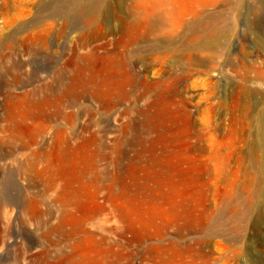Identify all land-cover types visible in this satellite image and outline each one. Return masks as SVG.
<instances>
[{
  "label": "rangeland",
  "instance_id": "obj_1",
  "mask_svg": "<svg viewBox=\"0 0 264 264\" xmlns=\"http://www.w3.org/2000/svg\"><path fill=\"white\" fill-rule=\"evenodd\" d=\"M72 2L0 0V264H264V0Z\"/></svg>",
  "mask_w": 264,
  "mask_h": 264
},
{
  "label": "bare ground",
  "instance_id": "obj_2",
  "mask_svg": "<svg viewBox=\"0 0 264 264\" xmlns=\"http://www.w3.org/2000/svg\"><path fill=\"white\" fill-rule=\"evenodd\" d=\"M61 1V0H60ZM51 4V3H50ZM60 4V2H59ZM62 4V3H61ZM119 6H123L122 5V2L120 4H118ZM170 5V0H137V11L140 13V19H141V23L139 21L138 22H132L130 23V26L129 28H138L137 32L134 34L133 36V39L135 40H139L141 39L143 36L145 37H150L151 35H158L159 33L160 34H167V35H175L173 34V32L177 29L176 25L174 22H171V26H169V22H168V18L170 16V18L172 17L171 16V10L168 9V6ZM47 6V5H46ZM51 6V5H50ZM82 6H86L88 9H95V11L101 13L102 15L106 12H109V3H108V0H73L72 2V8L70 10V12L72 13V16L77 13V11L80 9V8H84ZM111 6V4H110ZM118 6V7H119ZM135 6V5H134ZM64 7V6H63ZM68 8V6H65ZM58 8L57 7V11H58ZM62 8V7H60ZM120 8V7H119ZM118 8V9H119ZM48 9V8H47ZM65 9V8H64ZM87 9V10H88ZM122 9V7H121ZM119 9L120 12H122V10ZM61 9H59L60 11ZM63 10V9H62ZM67 10V9H66ZM45 11V10H44ZM68 11V10H67ZM93 11V10H92ZM93 11V12H95ZM80 12V11H79ZM50 13V12H49ZM60 13V12H59ZM138 13V14H139ZM55 14V13H54ZM66 14V13H65ZM68 14V13H67ZM137 15V14H135ZM138 16V15H137ZM138 16V17H139ZM75 17V16H74ZM72 18V19H75V18ZM187 16L184 14L182 16V20H186ZM137 20V19H136ZM139 20V19H138ZM135 21V20H134ZM161 24H165L166 27H163L161 26ZM24 26V25H23ZM110 29L111 26L109 25ZM21 30V29H20ZM98 30H100V27L98 28ZM155 37V36H154ZM171 37V36H170ZM152 38V36H151ZM172 38V37H171ZM170 39V38H169ZM209 39V38H208ZM210 39H212L210 37ZM210 42V41H209ZM210 46V45H209ZM209 48V47H208ZM188 51V50H186ZM196 51V50H195ZM192 53V52H191ZM190 54V53H189ZM194 54L191 55V59L190 60H194ZM186 57V56H185ZM190 57V56H189ZM184 58V57H183ZM188 58V57H187ZM185 60V59H183ZM187 60V59H186ZM188 61V60H187ZM193 62V63H194ZM184 63V62H183ZM150 87H152L153 85L151 83L148 84ZM246 88V87H245ZM247 91V89H246ZM248 91H250L248 89ZM254 91H252L253 93ZM246 95L249 94V92H245ZM258 93V91H257ZM244 94V93H243ZM245 95V94H244ZM243 96V95H242ZM249 97V95H248ZM247 97V98H248ZM250 97H252L250 95ZM249 97V98H250ZM246 98V99H247ZM248 98V99H249ZM263 111V110H262ZM262 117V116H261ZM260 117H258V120ZM262 120V118H261ZM260 120V121H261ZM258 121V122H260ZM262 123V122H261ZM260 125V124H259ZM264 126V125H263Z\"/></svg>",
  "mask_w": 264,
  "mask_h": 264
}]
</instances>
